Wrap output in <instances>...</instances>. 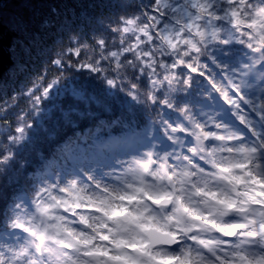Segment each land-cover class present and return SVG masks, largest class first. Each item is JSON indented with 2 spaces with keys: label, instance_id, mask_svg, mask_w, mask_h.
I'll use <instances>...</instances> for the list:
<instances>
[{
  "label": "clouds",
  "instance_id": "clouds-1",
  "mask_svg": "<svg viewBox=\"0 0 264 264\" xmlns=\"http://www.w3.org/2000/svg\"><path fill=\"white\" fill-rule=\"evenodd\" d=\"M12 2L0 264H264V0Z\"/></svg>",
  "mask_w": 264,
  "mask_h": 264
},
{
  "label": "trees",
  "instance_id": "trees-1",
  "mask_svg": "<svg viewBox=\"0 0 264 264\" xmlns=\"http://www.w3.org/2000/svg\"><path fill=\"white\" fill-rule=\"evenodd\" d=\"M63 0H13L10 9L3 14L2 19L8 24L22 17L30 22L39 23L46 15H51V7H61ZM20 34L11 27L0 26V59L5 63L11 62L19 51Z\"/></svg>",
  "mask_w": 264,
  "mask_h": 264
}]
</instances>
